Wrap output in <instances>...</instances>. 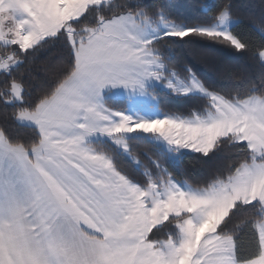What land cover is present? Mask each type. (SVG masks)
<instances>
[{
	"label": "rangeland",
	"instance_id": "rangeland-1",
	"mask_svg": "<svg viewBox=\"0 0 264 264\" xmlns=\"http://www.w3.org/2000/svg\"><path fill=\"white\" fill-rule=\"evenodd\" d=\"M116 1L0 0V45H16L25 51L65 31L77 59L75 73L54 98L43 102L36 112L18 115L19 124L38 129L41 144L31 152L16 149L27 153L25 163L29 170L49 176V192L56 190L62 200L70 203L66 191L75 185L80 203L99 206L101 192L108 184L114 193L127 187H143L124 178L112 159L97 151L96 143L110 144L130 157L131 140L145 139L177 162L185 153L207 155L222 138L237 136L239 142L251 149L253 163L228 183L203 192L183 185L186 188L178 194L180 205L172 200L174 188L181 186L169 177L153 180L151 189L145 193L156 204L152 221L155 228L163 226L171 217L184 219L179 224L180 241L162 243L161 252L151 256L152 263L157 255H165L169 257V264H238L233 238L220 237L217 230L237 204L259 202L264 209V100L251 98L230 103L207 91L197 79L184 81L167 71L152 45L165 38L186 37L189 30L168 23L162 17L153 20L143 13L126 14L87 29L82 40L76 38L71 23L81 20L90 8ZM235 24L224 13L212 26L192 34L218 37L237 45L230 35ZM14 62V57L8 55V66H13ZM4 70H8L5 65L0 67V72ZM159 92L183 98H208L214 113L187 120L165 116L158 109L156 94ZM22 96V87L15 85L13 102L21 103ZM107 101L125 102L127 109L114 110ZM3 138L0 132V139ZM259 159L263 163H258ZM134 163L139 165L136 159ZM158 189L161 194L157 197ZM137 193L136 189L135 193L128 194L129 206L127 203L124 210L125 216L141 213L138 220L132 217L135 231L132 234L136 238L146 235L150 228L146 219L148 213H142L140 206L143 192ZM48 196L53 202V195ZM125 197H116L114 210L123 208L121 202ZM116 213L114 211L113 232L122 222ZM118 214L121 216L122 212ZM257 228L262 239V255L247 264H264V221ZM136 243H139L137 239ZM145 249L152 252L148 244Z\"/></svg>",
	"mask_w": 264,
	"mask_h": 264
},
{
	"label": "trees",
	"instance_id": "trees-1",
	"mask_svg": "<svg viewBox=\"0 0 264 264\" xmlns=\"http://www.w3.org/2000/svg\"><path fill=\"white\" fill-rule=\"evenodd\" d=\"M137 13L153 20L162 17L166 22L188 30L210 27L227 13L236 22L230 35L237 45L194 32L183 38H165L152 46L166 70L174 72L181 80L195 78L207 91L230 103L251 98L264 100V0H118L100 8H90L71 26L76 31V38L82 40L87 29L96 28L103 21ZM0 53L11 55L16 61L10 66L11 70L0 72V132L9 147L31 152L41 144V134L35 127L19 124L18 115L36 112L73 76L77 62L75 48L68 34L62 31L25 51L16 45H0ZM15 85L22 87L21 103L13 102ZM156 96L158 109L165 116L187 120L214 113L212 101L205 97L183 98L166 92ZM107 105L117 111L127 109L122 101H107ZM95 148L112 159L119 173L143 188L165 176L180 186L209 191L228 183L245 166L253 163L251 149L246 143L239 142L237 136L222 138L207 155L185 153L177 162L171 161L145 139L131 140L130 157L110 144L96 143ZM134 159L139 161L138 166ZM183 220L171 217L151 232L148 241H178L179 224ZM263 221L261 203L237 204L217 230L218 236L233 238L238 264L261 257L262 244L257 227Z\"/></svg>",
	"mask_w": 264,
	"mask_h": 264
},
{
	"label": "crops",
	"instance_id": "crops-1",
	"mask_svg": "<svg viewBox=\"0 0 264 264\" xmlns=\"http://www.w3.org/2000/svg\"><path fill=\"white\" fill-rule=\"evenodd\" d=\"M26 154L9 147L4 138L0 139V159L6 156L17 157L26 165ZM29 172L31 175L28 180L21 179L20 173H17L14 193L8 196L0 193V229L14 225L31 232L37 239H40L46 230L53 233L59 232L60 235L67 237L69 230L74 227L79 236L89 242L87 250L78 249L75 253L65 251L59 246L58 241L54 240L51 244L46 243L40 258L42 264H169L167 261L169 257L165 255L163 257L157 255L154 263L151 260L153 254L161 252L160 248L164 242L152 243L148 241L149 234L156 225L155 222L152 223L155 218L153 212L156 208L155 201L146 197L145 193L151 189L150 187L139 189L135 187L138 191L137 195L143 192L140 206L142 213H148L146 219H149L147 221L150 227L147 234L139 236L138 239L132 234L134 231L132 226L134 219L141 218V213L136 216L124 215L126 204L128 203L129 206L128 194L135 193V188L127 187L128 189L114 193L113 187L108 184L102 190L101 203L97 206L95 203L93 205L80 203L79 191L75 190V185L68 187V192L64 186L57 182V185L68 193L70 203H66L56 190L48 191L49 176L33 170H29ZM183 188L186 187H176L173 190L174 200L172 201L178 205H180L178 199L181 198L178 194ZM49 194L53 195V202L50 200ZM156 194L157 197L160 196L161 191L158 189ZM121 195L126 197L121 202L123 208L118 210L122 212V215L119 216L118 211L114 210L113 201ZM114 211L117 212L118 220L122 221L120 225L115 226V232H113ZM136 239L139 241L138 244ZM179 241L180 238L178 241L169 242L178 243ZM146 244L152 249L151 253L146 251ZM8 259H12L11 255Z\"/></svg>",
	"mask_w": 264,
	"mask_h": 264
},
{
	"label": "snow or ice",
	"instance_id": "snow-or-ice-1",
	"mask_svg": "<svg viewBox=\"0 0 264 264\" xmlns=\"http://www.w3.org/2000/svg\"><path fill=\"white\" fill-rule=\"evenodd\" d=\"M195 30H189L185 35H191ZM206 34V33H202ZM20 173L23 180L30 179V172L26 165L17 157H4L0 159V193L5 196L14 193L16 187V176ZM58 241L59 246L65 251L75 253L78 249L87 250L89 242L85 241L72 227L67 237L59 232L45 231L40 239L31 232L9 225L0 229V264H42L41 256L44 245ZM11 255L12 259L8 257Z\"/></svg>",
	"mask_w": 264,
	"mask_h": 264
},
{
	"label": "built area",
	"instance_id": "built-area-1",
	"mask_svg": "<svg viewBox=\"0 0 264 264\" xmlns=\"http://www.w3.org/2000/svg\"><path fill=\"white\" fill-rule=\"evenodd\" d=\"M7 60H8V56L0 53V67L5 65L8 67V70H11V67L8 66Z\"/></svg>",
	"mask_w": 264,
	"mask_h": 264
}]
</instances>
